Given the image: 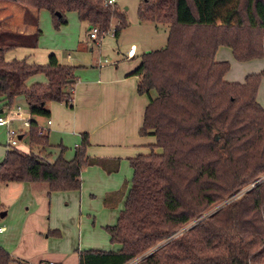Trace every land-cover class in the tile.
<instances>
[{
  "label": "trees",
  "instance_id": "obj_1",
  "mask_svg": "<svg viewBox=\"0 0 264 264\" xmlns=\"http://www.w3.org/2000/svg\"><path fill=\"white\" fill-rule=\"evenodd\" d=\"M0 4L23 8L25 24L35 28L23 34L0 21V104L9 110L22 98L30 117L29 152L9 149L0 164V186L44 183L48 195L79 191L82 169L100 163L87 156V134L71 160L63 147L52 162L51 154L33 152L49 145L48 130L40 134L38 123L49 119L48 104L72 107L76 67L61 65L53 54L46 65L5 55L37 47L42 32L32 12L48 11L56 30L71 12L89 30L107 32L115 20L114 37L126 25L125 14L103 0ZM137 16L168 25L165 47L144 53L133 73L137 93L149 97L139 135L155 142L148 154L129 160L133 175L124 210L114 226L104 228L119 249L80 251L79 264H264V105L258 102L264 70L229 83V62L215 60L220 47L239 63L264 60V0H143ZM36 75L46 83L27 85ZM12 262L0 247V264Z\"/></svg>",
  "mask_w": 264,
  "mask_h": 264
},
{
  "label": "crops",
  "instance_id": "obj_2",
  "mask_svg": "<svg viewBox=\"0 0 264 264\" xmlns=\"http://www.w3.org/2000/svg\"><path fill=\"white\" fill-rule=\"evenodd\" d=\"M32 13L38 18L39 28L40 12ZM25 17L23 8L0 4L3 28L31 34L35 28L25 24ZM41 37L42 34L36 48H16L7 52L5 58L8 61L25 59L28 63L37 64L36 57L32 60L22 57L31 56L38 50ZM90 41L96 43L92 39ZM130 46L136 48V55L132 58H127V49L117 51L111 63L107 59H98L89 66H76L72 107L49 103L51 126H46L47 119L38 120L48 130V147L41 153L39 148L36 149L41 156L52 155V151H56L57 156L63 147L64 158L71 160L81 135H88L90 146L87 156L100 163L82 169L81 189L48 195L47 185L41 183L0 186V204L5 210L1 221L8 217L7 206L11 203L19 201L24 206L21 223L5 220L0 225V247L13 259L12 264H79L80 251L115 252L119 249L111 246L104 228L114 226L124 210L133 175L129 160L148 154V146L155 142L153 136L139 135L149 97L137 93L139 78L133 73L145 52L139 53L135 44ZM52 54L47 55V62ZM53 55L61 65H65L61 63L60 56ZM40 60L43 62L45 59ZM67 60H71L69 55ZM257 73L260 72L251 74ZM246 76L236 83H243ZM41 77L42 80H38V75L32 78L36 79L35 83L45 84L46 78ZM260 95H264V84L259 92V103ZM5 110L0 104V114ZM19 149L28 151L22 146ZM8 151L7 148L6 153Z\"/></svg>",
  "mask_w": 264,
  "mask_h": 264
},
{
  "label": "rangeland",
  "instance_id": "obj_3",
  "mask_svg": "<svg viewBox=\"0 0 264 264\" xmlns=\"http://www.w3.org/2000/svg\"><path fill=\"white\" fill-rule=\"evenodd\" d=\"M142 1L143 0H117L115 8H117L119 12L125 14L126 25L123 29H121L119 35L114 37L112 35V29L117 22L113 20L111 30L103 37L102 40L96 41V43L90 41L88 38V24L80 22L76 13L71 12L66 14L67 24L62 26L59 30H56L53 26L51 14L46 10H42L39 14V29L42 31V37L39 41L38 50L31 56L26 55L22 58L29 57V60H32L33 57H36L38 60L37 64L45 65L47 63V55L53 53L60 56L61 63L71 67H76L82 65L89 66L93 61H98V59H107L108 62L111 63L116 58L117 51L123 52L127 50L131 44H135L138 47L139 53L162 49L166 45L168 25L140 21L137 16V11L138 6ZM231 4L232 2H230L229 5H226L221 12L224 13L228 6H231ZM217 24H220V22L217 21ZM68 55L71 57L70 61L67 60ZM41 58H44L45 62H41ZM215 60L229 62L230 70L226 73L224 79L226 82L231 83L241 82L244 75L261 72L264 69L263 59L239 63L234 60L231 50L226 47H220L218 49ZM78 70V72L81 71L80 68H78ZM38 76H40L38 80H42V75ZM35 81L36 79L30 78L27 81V85L34 84ZM260 104L264 105V97L262 95H260ZM18 106L26 113L23 119H27L28 107L22 98H18L10 110H15ZM7 112L8 110L6 109L5 112L0 114V116H5ZM20 127H22L21 122H14L10 129L18 130ZM24 132L28 133V130H24ZM20 146L29 151L28 135L22 140ZM6 147V129L0 128V159L3 158L6 153ZM36 149H33V152L35 154H39ZM56 154V151H52V155L48 158L50 162L54 160ZM42 184L43 186H46V184ZM223 205L225 204H221L213 208L210 213L219 209ZM26 206L28 205L26 204ZM7 209L9 210L8 217L5 219L7 222L11 221L16 224L22 222L24 217V206L21 205V202L15 201L7 206ZM2 212H5V210ZM5 220L1 221L0 219V225H3L4 222H6ZM189 227H185L181 231H184ZM111 246L115 247V245L112 244Z\"/></svg>",
  "mask_w": 264,
  "mask_h": 264
},
{
  "label": "built area",
  "instance_id": "obj_4",
  "mask_svg": "<svg viewBox=\"0 0 264 264\" xmlns=\"http://www.w3.org/2000/svg\"><path fill=\"white\" fill-rule=\"evenodd\" d=\"M106 5L108 6H116L117 0H103ZM111 30V29H110ZM110 30L107 32L100 31L97 27H93L89 31V38L96 41H100L101 38H103ZM113 29H112V35H113ZM127 58H132L136 55V48L135 46H130L127 50ZM25 112L21 110V108L18 106L15 110H8L7 114L5 116H0V128L6 129V136H7V148L8 149H16L20 146L22 143V140L27 136V133L24 132V130H28L30 127V117L28 113V118L23 119L25 116ZM14 122H21L22 127H20L18 130H12L10 127ZM51 120H47L46 126H51ZM47 128L41 127L40 134L46 133ZM21 137V138H20ZM2 231V228L0 227V232ZM42 264H52V263H42Z\"/></svg>",
  "mask_w": 264,
  "mask_h": 264
},
{
  "label": "water",
  "instance_id": "obj_5",
  "mask_svg": "<svg viewBox=\"0 0 264 264\" xmlns=\"http://www.w3.org/2000/svg\"><path fill=\"white\" fill-rule=\"evenodd\" d=\"M148 53V52H147ZM21 138V137H20ZM4 215H5V213L4 212H2L1 214H0V217L2 218V217H4Z\"/></svg>",
  "mask_w": 264,
  "mask_h": 264
}]
</instances>
